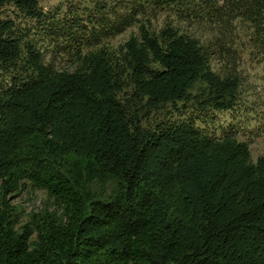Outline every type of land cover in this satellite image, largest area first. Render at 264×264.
<instances>
[{
	"label": "trees",
	"instance_id": "trees-1",
	"mask_svg": "<svg viewBox=\"0 0 264 264\" xmlns=\"http://www.w3.org/2000/svg\"><path fill=\"white\" fill-rule=\"evenodd\" d=\"M130 2L59 15L0 0L33 25L0 18V264H264V155L192 121L143 123L168 103L237 108L236 68L215 71L188 26L224 36L240 18L264 54V0ZM133 25L118 49L101 46ZM38 34L74 68L46 62ZM29 185L55 208L18 227L8 194Z\"/></svg>",
	"mask_w": 264,
	"mask_h": 264
},
{
	"label": "rangeland",
	"instance_id": "rangeland-1",
	"mask_svg": "<svg viewBox=\"0 0 264 264\" xmlns=\"http://www.w3.org/2000/svg\"><path fill=\"white\" fill-rule=\"evenodd\" d=\"M44 11H57L65 14L69 7L81 9L89 5L92 0H39ZM131 0H107L109 5H116L117 11L128 10ZM160 15V18L164 16ZM11 17L17 23L33 26L31 21L24 17L12 4L0 9V18ZM189 31L198 35L201 41L212 50L211 65L215 71L222 72L228 67H234L241 77L239 103L235 110L199 112L187 109L183 103H168L154 110L143 118L146 126H154L160 122L187 120L194 122L202 130L220 137L226 132L232 133L239 140L248 144L254 161L264 155V54H261L253 38L250 24L237 19L231 23L230 29L223 36L221 24L214 22L206 25L188 26ZM136 25L127 28L124 32L105 38L101 46L119 48L132 34L137 33ZM31 37L34 34H30ZM37 43L42 47L45 61L53 63L58 69H73L74 64L67 54L55 52L54 45L49 43L43 35H35ZM49 44V45H48ZM98 46V47H101ZM4 74L0 73V83H4ZM1 198V181H0ZM10 202L17 206L20 227L29 221L32 212L49 208L54 209V200L45 190L30 185L8 194Z\"/></svg>",
	"mask_w": 264,
	"mask_h": 264
}]
</instances>
